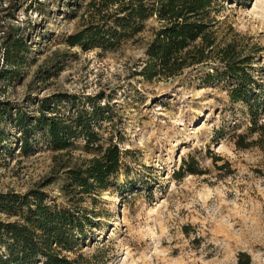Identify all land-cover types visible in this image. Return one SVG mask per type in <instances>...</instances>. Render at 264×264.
Wrapping results in <instances>:
<instances>
[{"label":"rangeland","instance_id":"rangeland-1","mask_svg":"<svg viewBox=\"0 0 264 264\" xmlns=\"http://www.w3.org/2000/svg\"><path fill=\"white\" fill-rule=\"evenodd\" d=\"M88 1L42 0L16 12L13 22L28 24L29 63L0 92L29 107L37 98L64 92L101 94L100 103L109 102L114 121L104 123L100 132L118 141L121 166L95 204L88 197L80 203L97 213L91 216L95 226L84 250L91 252L96 241H105L110 256L105 264H243V254L248 264H264V178L254 171L264 167V150L236 149L229 137L235 123L238 132L244 131L241 105L231 107L224 91L202 81L200 67L207 64L169 78L140 76L146 45L159 25L153 17L116 49L68 47L65 36L83 22L84 9L77 3ZM218 4V41H232L244 53L254 51L263 65L264 0ZM50 71L51 77H43ZM259 79L264 82V75ZM0 128V193H24L50 180L43 190L65 203L60 195L64 170L95 153L85 151L80 141L69 150L52 151L36 134L37 147L25 156L17 130L7 122ZM213 153L229 161L234 172L215 169ZM188 154L207 173L174 179L173 171Z\"/></svg>","mask_w":264,"mask_h":264},{"label":"trees","instance_id":"trees-1","mask_svg":"<svg viewBox=\"0 0 264 264\" xmlns=\"http://www.w3.org/2000/svg\"><path fill=\"white\" fill-rule=\"evenodd\" d=\"M41 1L0 0V92L19 79L22 68L29 63L28 24H15L16 12ZM225 1L89 0L85 6L78 2V8L84 9L83 22L65 36L64 42L68 47L84 51L113 50L141 32L149 18H155L159 25L152 31L138 74L151 81L207 64L200 67L202 81L224 91L231 107L236 103L241 105L239 110L246 120L244 131L238 132L240 124L235 123L229 136L235 148L264 150V82L259 79L264 75V64H260L254 51L244 53L232 41H218L215 15L222 5L218 3ZM71 15L75 17L76 12L72 10ZM9 18L10 21L6 20ZM210 61L217 63L209 66ZM41 73L39 69L35 76ZM51 75L50 71L43 77ZM101 99V94L81 97L67 92L53 93L37 98L35 105L29 107L0 97V124L7 122L17 130L22 155L36 149V134L52 151L69 150L80 141L85 151L95 153L82 164L64 170L60 195L65 203L57 202L43 190L42 186L50 180L24 193H0V264H105L108 261L105 241H96L97 246L91 252L84 250L90 243L89 229L95 226L91 216L97 213L80 204L85 197L95 204L96 196L108 187L110 178L121 166L118 141H114L112 134L105 138L100 132L104 123H113L115 115L109 102L100 103ZM3 140L0 128V145ZM212 164L227 175L234 172L230 162L220 155L212 154ZM206 171L194 155L188 154L172 175L179 180ZM254 171L264 178V167ZM183 229L186 231L188 226ZM243 255L247 258L243 264H248L249 256Z\"/></svg>","mask_w":264,"mask_h":264}]
</instances>
